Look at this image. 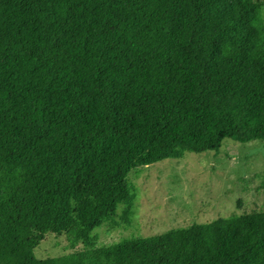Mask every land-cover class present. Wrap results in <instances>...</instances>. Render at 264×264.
Returning a JSON list of instances; mask_svg holds the SVG:
<instances>
[{"label": "trees", "instance_id": "1", "mask_svg": "<svg viewBox=\"0 0 264 264\" xmlns=\"http://www.w3.org/2000/svg\"><path fill=\"white\" fill-rule=\"evenodd\" d=\"M263 6L0 0V264H264V210L33 254L128 224L133 170L264 141Z\"/></svg>", "mask_w": 264, "mask_h": 264}, {"label": "rangeland", "instance_id": "2", "mask_svg": "<svg viewBox=\"0 0 264 264\" xmlns=\"http://www.w3.org/2000/svg\"><path fill=\"white\" fill-rule=\"evenodd\" d=\"M262 17L264 21V6ZM128 181L135 194L128 224L100 222L91 231L95 241L89 249L65 234H47L34 248L35 258L65 257L264 210V141L241 144L225 139L218 153H185L180 159L133 170Z\"/></svg>", "mask_w": 264, "mask_h": 264}]
</instances>
